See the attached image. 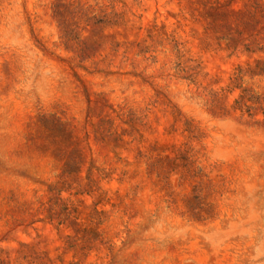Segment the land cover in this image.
Here are the masks:
<instances>
[{
	"label": "rangeland",
	"instance_id": "374dc122",
	"mask_svg": "<svg viewBox=\"0 0 264 264\" xmlns=\"http://www.w3.org/2000/svg\"><path fill=\"white\" fill-rule=\"evenodd\" d=\"M0 264H264V0H0Z\"/></svg>",
	"mask_w": 264,
	"mask_h": 264
}]
</instances>
